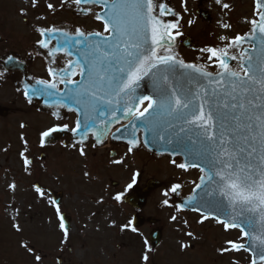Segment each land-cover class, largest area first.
<instances>
[{
	"label": "snow or ice",
	"instance_id": "1",
	"mask_svg": "<svg viewBox=\"0 0 264 264\" xmlns=\"http://www.w3.org/2000/svg\"><path fill=\"white\" fill-rule=\"evenodd\" d=\"M67 3L61 0L62 5ZM215 3L225 14L232 11L226 0ZM24 4L19 12L27 17L28 7L36 8L39 0H24ZM72 4L79 13L99 21L102 30L34 26L39 37L34 45L46 50V54H38L51 58L47 67L50 79H37L34 86L25 84L23 94L29 103L33 96H39L45 103L51 99L57 108L66 107L77 114L71 128L67 123H54L41 131L40 146L44 147L53 134L71 132L76 139L65 147L75 148L82 157L87 155L90 135L94 137L93 148L103 145L109 135L126 140L128 153L142 144L171 147L174 155L184 157L181 162L171 160L175 167L200 173L198 182L193 181L192 195L175 205L176 211L187 207L199 214V224L214 219L226 233L237 231L238 239H226L217 249L221 256L243 251L250 254L248 264H264V0H254V18L243 21L250 25L248 32L221 34L217 37L220 44L199 49L204 56L197 59L204 63L178 58L174 48L177 37L183 35L179 30L182 17L163 0H72ZM46 6L55 10L52 3ZM166 16L174 19L165 20ZM219 27L223 33L233 30V25L223 19ZM58 54L68 59L64 66L53 67ZM15 60L9 55L5 64L11 61L14 66ZM142 86L150 88V94L139 93ZM52 115L61 120L58 111ZM125 120L123 130L111 132ZM23 142L25 149L20 155L27 170L33 161L25 154L28 142ZM90 175L84 172L85 177ZM141 175L134 172L127 188L132 189ZM9 187L14 191L16 184ZM33 187L40 198L46 196L43 186ZM181 188L180 183H173L162 195L168 197ZM112 199L122 201L123 193ZM103 202L102 198L97 200L98 204ZM51 203L63 233L61 243H66L69 225L60 204L55 199ZM161 203L173 206L167 198ZM177 219L171 216L172 221ZM111 226L133 233L138 230L132 220L120 225L112 221ZM13 227L21 231L18 223ZM183 235L195 238L192 231ZM178 243L181 249L192 247L182 240ZM144 245L141 260L149 264L152 249L147 240ZM20 246L34 256L36 264H43L44 257L30 244L21 241Z\"/></svg>",
	"mask_w": 264,
	"mask_h": 264
},
{
	"label": "flooded vegetation",
	"instance_id": "2",
	"mask_svg": "<svg viewBox=\"0 0 264 264\" xmlns=\"http://www.w3.org/2000/svg\"><path fill=\"white\" fill-rule=\"evenodd\" d=\"M25 21L27 22V20ZM98 26H100L99 31H101V23ZM21 27L23 29L19 31L9 19L6 20L3 16L0 19V73H2L0 75V264H20L19 261L14 260L17 257H12L9 253L7 234L5 235L8 227L15 231L13 224H20V222L26 221L27 217L30 216L33 223L37 224L34 225V233L38 236L39 212L30 210L25 215L17 213L15 210L16 198L20 199L22 197L23 200L27 201L30 208H37V198L39 196L35 192L33 185H41L45 189L46 196L44 198L39 197V199L43 201L46 207L47 204L53 207L51 203L53 191H60L64 193L65 197L66 194L62 188L64 183L67 182V178L61 174L60 170H62L61 167H66V153L67 155H69V152L75 154L71 158L76 160L77 167H82L83 172L87 171L91 174L90 177H85L84 173H82V176L87 178L86 182L89 184L92 182L93 185L101 188V192L106 194V198L112 204L115 202L119 203L112 199L113 196L123 193L122 201L125 203L127 195L143 190L147 186L148 181L151 180L145 178L144 174L147 165L146 159L151 157L147 156V153L142 148L128 153V147L122 144L105 141L103 145H97V147L93 148L91 146L92 143H90L85 147L86 157H82L75 148L65 147V144L69 143L70 132L53 134L52 143L45 144L44 147L40 146L41 131L46 130L54 123H67L71 128L74 126L77 114L62 112L61 108H57L51 99L45 103V98L33 96L32 102L29 103L24 96L25 84L34 86L37 79H50V77L47 73L49 63L42 55L38 54L40 53L38 46L34 45V42L39 38L37 33H33L29 30L30 28L23 24H21ZM70 31H74V29ZM9 55L16 58L14 66L11 61L7 65L5 64V60ZM67 59L63 54H58L56 63L52 66L62 67ZM57 111L61 116L59 121L55 120L52 115L53 112ZM21 137H23V140ZM24 140L28 142V150L25 154L33 161L27 170L20 155L25 149ZM114 160H123V163H113ZM164 163L169 169H173L174 174L164 178L162 182L158 180L161 187L154 191L165 190L166 185H168V189L171 184L180 183L182 188L177 193H174L175 198H186L194 188L193 181L198 180L200 173L198 170L185 172L178 169L169 159L167 161L164 160ZM52 171L56 180L51 179ZM136 171L141 172L142 175L133 188L128 189L127 185L131 183L132 174ZM12 183L16 184L14 191L9 187ZM52 184H55V187ZM119 189L122 191H118ZM22 192L24 193L22 194ZM172 194L169 193V200ZM149 200L150 198L148 202ZM148 202L144 209L138 210L134 207H129L125 215L121 214L119 216L122 220L117 225L127 223L129 220L133 221L135 216L146 219L138 225L137 233H133L130 230L121 231L118 226L100 227L98 225L102 222V219L100 217H91L96 226L92 227L93 232L88 238L89 242L85 241L87 252L90 254L87 261L90 264H125L126 262L129 264H143L141 256L146 250L144 240L148 241V245L152 249L148 253L149 264H156V251L160 248L168 250V245H165L168 227L163 222L153 225L148 221L152 217L148 212ZM158 206L160 211L165 210L167 207L163 206L162 203H159ZM171 208L176 210L175 205ZM8 209L13 210L11 215L5 213V210ZM51 213L53 211L48 208L41 213V218L43 219ZM176 213L180 216L191 214L177 211ZM13 217H15V220H13ZM193 221L198 230L201 229L202 225L197 223L198 219ZM157 229L161 231L163 239L161 244L155 249L152 246L151 235ZM54 230L59 233V237L57 241L58 250L51 252L52 264H73L71 257L76 241L72 234L73 231H70L68 241L61 243L63 240L62 231L56 228ZM170 230L172 237L176 238L183 230V226L177 224L171 227ZM231 231L238 233L235 230ZM183 232L186 231L183 230ZM141 233L142 236L140 235ZM178 237L179 241H181L182 237ZM190 245H192L189 248L190 251L195 250V246L193 244ZM36 246H38L37 243ZM37 252L40 253L41 250L39 249ZM181 255L183 258L191 257L189 258L191 260L185 258L184 264H192V254L186 256L182 252Z\"/></svg>",
	"mask_w": 264,
	"mask_h": 264
},
{
	"label": "rangeland",
	"instance_id": "3",
	"mask_svg": "<svg viewBox=\"0 0 264 264\" xmlns=\"http://www.w3.org/2000/svg\"><path fill=\"white\" fill-rule=\"evenodd\" d=\"M171 5L179 12L182 16V24L179 29L183 33V38H191V46L196 47V50H186L180 48V55L186 62L204 63L203 59H197V57L204 56L203 53L199 51L200 48L211 45H218L220 41L217 37L221 34H227L229 36L235 35L236 33H245L250 29V25L244 23L245 18H254V0H226V2L232 5V11L225 12L221 11L220 7L215 3V0H186L185 11V0H168ZM52 3L55 5V10H49L47 4ZM24 0H0V19H9L13 22V26L17 30L23 29L21 24L30 28L33 33L34 26H49L55 24L57 27L74 29L75 27L84 28L86 31H99L100 26L92 17H82L79 18L75 15L76 6L72 4V0H68L67 4H61V0H39V4L36 8L28 7L27 17L20 14L19 9L24 7ZM205 9L211 12L212 22L207 24L202 21L197 15V10ZM37 16L45 17L44 20L38 21ZM223 19L226 22H230L233 25V30L227 33H223V30L219 27V22ZM27 20V22L25 21ZM192 20V24H188V21ZM22 31V30H21ZM23 34V33H22ZM38 37V34H37ZM193 40V41H192ZM195 45V46H194ZM194 49V48H193ZM213 70V69H209ZM75 154L69 152L66 157V167H61V174L65 175L67 182L64 183L63 191H65L64 202L61 206V213L65 212L69 217H72L73 221V236L76 239L73 246L72 263L73 264H90L88 260L87 247L85 246V241H88L89 236L92 234V227L96 226L92 218L100 217L102 222L98 225L109 226L112 221L116 224L119 223L122 218L119 216L125 215L128 212L129 207L121 201V203L112 204L106 198V194L101 192V188L93 185L92 182L89 184L86 182L87 178L82 176L83 168L77 167L76 160H73ZM149 156V155H147ZM164 160H156L154 157L146 159L145 167V178L156 179L161 182L164 178L173 175V169L164 163ZM52 163V161H51ZM57 163V162H56ZM60 169V168H59ZM51 179H55V174L52 171ZM55 187V184H52ZM154 191L148 202V212L153 217H157L160 222H163L166 227H168V234L165 237V245H168V250L160 248L156 251V263L158 264H184L185 258L181 255L182 252L186 256L192 254V264H231L233 260H238L239 264H248L250 255L245 252L239 253H229L221 256L217 249L224 245L226 239H238V233L236 232H225L222 226L214 225L209 222L205 224L206 226H201L198 230L197 226L193 220H197L200 217L194 215H184L180 216L171 207H166L165 210H159L158 204L165 198L162 193L167 190ZM111 190V189H110ZM118 191H122L119 189ZM113 192V191H112ZM24 192H22L23 194ZM190 195V193H189ZM103 199V203H97V200ZM169 200V199H168ZM37 208H30L27 201L23 200L21 197L16 198L15 210H19L17 213L25 215L30 210L32 212H39V216L45 210L43 206V201L37 198ZM170 202V200H169ZM50 207V206H49ZM13 210H5L7 215H11ZM95 213V215H93ZM176 215L178 217L177 221H172L171 216ZM189 215V216H188ZM92 217V218H91ZM91 218V220H90ZM184 220L188 221L185 225ZM36 222V220H34ZM57 222L59 220L53 219V215L49 214L47 217L38 221V236L34 233V224L30 216L27 217L26 221L20 222L21 231L11 230L9 227L6 229L5 235L7 234V240L9 245V253L12 257H17L16 261L20 264H36L34 256L29 254L24 248H22L21 241H24L34 249L36 243L38 248H41L40 254L44 257L43 264H51L52 254L51 252L58 250V237L59 233L55 232L57 227ZM183 226L184 231H192L194 237H188L183 235V230L177 235V237H172L170 228L174 225ZM208 225V226H207ZM44 227V228H43ZM206 228V229H205ZM205 229V230H204ZM182 237V241L187 244H193L195 250L190 251L189 248L181 249L178 243L179 237ZM89 242V241H88ZM164 245V246H165ZM167 247V246H166ZM37 250V249H36ZM38 251V250H37ZM164 251V252H163ZM191 252V253H190ZM181 253V254H180ZM195 254V255H194ZM191 258V257H189ZM189 258H186L187 260ZM191 260V259H189ZM122 264V263H121ZM129 264V263H125Z\"/></svg>",
	"mask_w": 264,
	"mask_h": 264
},
{
	"label": "water",
	"instance_id": "4",
	"mask_svg": "<svg viewBox=\"0 0 264 264\" xmlns=\"http://www.w3.org/2000/svg\"><path fill=\"white\" fill-rule=\"evenodd\" d=\"M164 3H166L170 8H172L171 6V3L168 1V0H163ZM173 9V8H172ZM174 10V9H173ZM75 15L77 17H90V16H85L81 13L78 12V10L75 11ZM199 15L202 16V18L207 21V22H211L210 21V18H209V14L206 13L205 11H200L199 10ZM165 20H173L174 17L172 16H166L164 17ZM191 40H186L184 41V45L187 47V48H190L191 46ZM180 46V42L178 41V38L176 39L175 41V48H174V51L177 53V49L178 47ZM245 47H247V45H245ZM178 58L179 55H178ZM145 82L149 83L150 84V81H147V78H145ZM139 93H144V94H150V88L146 89L145 87H141L139 90H138ZM125 122L127 123V121L125 120ZM115 127V126H114ZM112 127L111 130L114 128ZM137 127H141L139 124L137 125ZM143 134V139L145 138L144 136V131L143 129L141 128V131L139 133ZM119 135V134H117ZM125 136L127 137L128 134L125 133ZM76 139V137L73 138V140ZM92 139L94 140V137H92ZM123 141L126 143V140L123 139ZM147 148V150L150 152V153H154L156 155H159V156H163V155H168V156H178V155H174L171 151V147H168L167 149L165 147H162L161 144H156V143H150L148 144L147 146H145ZM157 183L156 182H149L148 183V186L146 189H144L143 191H140V192H135L133 193V195H131L128 199H127V202L129 203V205H131L132 207H136L138 209H142L144 208V205L146 203V200L148 198V195L154 190L155 187H157ZM54 198H56L58 200V203L61 202V194H54ZM183 203V202H182ZM187 209V207H186ZM141 221V222H140ZM70 219L69 218H66L65 217V223L67 225H69V228H70ZM138 224L139 223H142V220L138 219ZM152 223H155L156 221L154 219L151 220ZM153 246L154 247H157V245L160 243L161 241V236H160V232H157L156 234L153 235Z\"/></svg>",
	"mask_w": 264,
	"mask_h": 264
},
{
	"label": "bare ground",
	"instance_id": "5",
	"mask_svg": "<svg viewBox=\"0 0 264 264\" xmlns=\"http://www.w3.org/2000/svg\"><path fill=\"white\" fill-rule=\"evenodd\" d=\"M125 124L121 125L120 127L124 126Z\"/></svg>",
	"mask_w": 264,
	"mask_h": 264
}]
</instances>
